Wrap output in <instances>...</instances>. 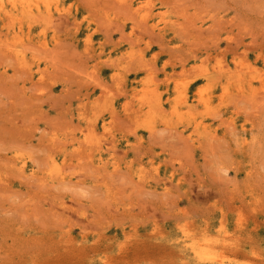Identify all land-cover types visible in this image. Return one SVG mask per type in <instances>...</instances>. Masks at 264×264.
<instances>
[{
  "label": "rangeland",
  "instance_id": "1",
  "mask_svg": "<svg viewBox=\"0 0 264 264\" xmlns=\"http://www.w3.org/2000/svg\"><path fill=\"white\" fill-rule=\"evenodd\" d=\"M0 264H264V0H0Z\"/></svg>",
  "mask_w": 264,
  "mask_h": 264
},
{
  "label": "bare ground",
  "instance_id": "2",
  "mask_svg": "<svg viewBox=\"0 0 264 264\" xmlns=\"http://www.w3.org/2000/svg\"><path fill=\"white\" fill-rule=\"evenodd\" d=\"M20 3V2H19ZM23 4V3H22ZM20 5V4H19ZM2 8V7H1Z\"/></svg>",
  "mask_w": 264,
  "mask_h": 264
}]
</instances>
